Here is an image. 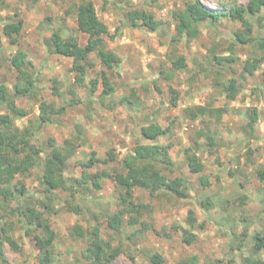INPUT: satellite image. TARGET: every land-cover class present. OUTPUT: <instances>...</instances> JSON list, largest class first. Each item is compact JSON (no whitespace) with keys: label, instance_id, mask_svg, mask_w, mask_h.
I'll return each instance as SVG.
<instances>
[{"label":"rangeland","instance_id":"1","mask_svg":"<svg viewBox=\"0 0 264 264\" xmlns=\"http://www.w3.org/2000/svg\"><path fill=\"white\" fill-rule=\"evenodd\" d=\"M88 1L109 27L106 45L121 62L107 69L92 53L80 83L73 59L51 53V37L60 32L85 45L87 36L77 29V15L79 6ZM193 1L0 0V87L14 94L19 72L10 60L20 50L31 62L25 68L27 78L32 77L37 87L31 98L16 100L28 115L14 118V127L30 128V143L37 148L51 152L55 146L67 154L64 176L82 189L76 194L46 191L41 184L43 164L29 175L14 177L15 197L0 208V238L9 236L18 243V250L4 243L11 264H41L45 254L36 242L42 230L32 229L22 218L28 211L47 219L55 232L50 264H86L97 226L102 238L120 250L111 264H153L155 254L163 258L162 264H248V257L264 262V250L255 252L256 235L264 236L260 173L264 171V10L248 17L253 33L247 44L236 40L237 32L244 31L242 23L230 19L204 22L197 38L173 42L176 16ZM201 1L213 11L249 2ZM132 10L153 15L159 27L153 31L141 22L134 27L127 17ZM20 20L23 29L18 43L12 44L6 29ZM180 56L186 58L187 67L177 70L174 63ZM214 56L230 60L218 65ZM248 61L257 64L254 74L245 72ZM103 72L115 90L108 97L103 96ZM231 79L241 82L235 100L223 92ZM94 81L97 87L92 93ZM174 96L177 106L172 105ZM42 102L50 106L52 121L41 126ZM197 107L207 111L192 114L190 110ZM254 109L258 121L251 127ZM10 112L0 103V115ZM151 123L171 131L147 141L141 128ZM206 136L218 143L210 146ZM153 143L169 148L175 166L163 173L170 180H182L185 197L165 186L137 187L130 198L147 208L141 214H127L124 227L111 230L107 218L121 209L119 199L126 189L107 174L122 170L124 158L138 144ZM186 150L203 162V173L190 172ZM93 155L95 166L85 168ZM203 177L209 186L202 185ZM22 186L24 194L17 191Z\"/></svg>","mask_w":264,"mask_h":264},{"label":"trees","instance_id":"2","mask_svg":"<svg viewBox=\"0 0 264 264\" xmlns=\"http://www.w3.org/2000/svg\"><path fill=\"white\" fill-rule=\"evenodd\" d=\"M264 10V0H249L244 5L233 7L226 11H213L202 3L201 0H194L187 3L184 10L179 16H176V35L173 37V42L178 41L182 37L194 39L200 33V26L204 22L219 23L223 19H230L242 23L244 31H239L236 34V40L239 43L247 44L250 42V36L253 33V25L249 21V16H256ZM131 25L134 27L139 25L150 30H156L160 22L153 15L141 10H132L127 13ZM23 29V21L13 22L7 26V35L11 39L12 44L18 43V36ZM77 29L79 32L87 36V43L81 45L75 38H64L60 32H54L51 37V53L63 55L72 58L74 61L73 69L76 72L78 82L85 81L86 66L89 65V56L95 53L98 59L107 69H113L121 62V58L116 53L108 50L105 38L110 35L109 27L98 17L95 5L92 2H84L78 8ZM261 47L264 48V42H261ZM229 58L214 56V61L218 65H224ZM12 66L18 70V81L14 87V94L9 95V91L5 87H0V103L6 105L11 111L7 114L0 115V123L3 125L0 130V208L5 209V204L9 203L12 197H15L14 190L11 187L12 181L17 174L24 176L29 175L34 167H40L41 164L43 175L41 184L48 192L53 190H63L73 194L81 193L82 189L76 183L70 182L64 176V168L67 162V154L62 152L58 147L53 146L51 152H45L40 148L30 143L31 133L30 128L25 131L14 127V118H25L28 113L25 109L19 107L16 103L20 98H31L37 92L35 80L27 78L25 68L31 64L28 61L26 53L18 51L10 60ZM177 70H182L187 67L186 58L180 56L174 63ZM245 72L254 74L257 70V64L248 61L245 64ZM104 97L111 96L115 93L114 87L110 79L103 72ZM93 90L97 87V82H93ZM241 91V82L236 79L229 80L228 84L223 89L226 97L230 100H235ZM264 92V88H263ZM178 95V94H177ZM178 97L174 96L172 105L177 106ZM41 118L40 124L45 125L50 123L51 116L49 114L50 106L46 102L40 104ZM207 110L204 107H197L190 110L192 114H203ZM258 121V112L256 109L250 117L249 126L253 127ZM171 131L170 127H163L160 123H151L141 128V135L147 141H155L161 136L167 135ZM210 146H215L218 141L212 136H206ZM41 154H44V160L41 159ZM186 162L192 173H203L205 166L201 160L193 156L191 150L185 152ZM38 163H40L38 165ZM122 170L117 168L112 169V173L107 174L118 185L124 187L126 192L121 194L119 199L120 210L107 218L108 227L111 230H121L125 225V216L131 213L141 214L147 208L144 204H138L130 198L133 190L137 187L144 189H153L158 186H165L170 191L177 193L180 197H185V192L182 189V180H170L163 173L164 169H170L175 166V162L170 155V150L167 146L160 144H138L131 154H128L122 162ZM95 166L94 155L85 168L90 169ZM264 178V171L260 172ZM202 185L207 187L210 181L207 178H202ZM86 187H84L85 189ZM25 186L22 189H17L20 193H25ZM3 198V199H2ZM16 210L13 209L12 213ZM24 222L32 226H37L42 230V236L36 238L39 249L45 253L40 261L41 264H50L51 248L55 240V232L51 229L47 219L35 216L33 212L28 211L22 214ZM195 220H192V225ZM36 228V229H37ZM33 229V228H32ZM6 231V229H3ZM32 232V230H28ZM92 241L86 251V264H111L120 254V250L114 248L111 243L106 242L101 235L99 226L92 230ZM189 242L192 240L188 236ZM255 252L259 253L264 250V236L258 234L255 237ZM8 241L15 250H18V243L12 240L9 236L0 238V264H11L4 251V243ZM248 264H264L259 259L252 257L246 258ZM153 264H162L163 258L159 254L152 257ZM182 264V263H181Z\"/></svg>","mask_w":264,"mask_h":264}]
</instances>
